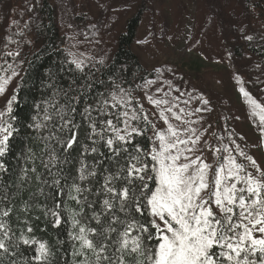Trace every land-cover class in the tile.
I'll return each instance as SVG.
<instances>
[{"label":"snow or ice","instance_id":"obj_1","mask_svg":"<svg viewBox=\"0 0 264 264\" xmlns=\"http://www.w3.org/2000/svg\"><path fill=\"white\" fill-rule=\"evenodd\" d=\"M71 63L84 71L83 60L74 57ZM17 76L12 63L0 64V95ZM156 83L143 79L126 88L113 81L112 90L92 103V85L85 84L76 96L54 93L64 103L34 105L29 127L47 131L38 135L47 159L41 158L44 172H38L35 153L28 150L33 166L21 170V183L14 186L18 193L24 181L34 177L38 183L22 207L3 186L0 264H264V165L232 132L209 133L203 115L211 111L208 99L195 97L201 106L193 109L191 93L188 99L174 95L180 89L170 81L167 90L153 91ZM240 91L253 114L259 110L264 135V105ZM15 103L13 94L0 111V174L9 173L5 158L18 132ZM36 211L40 215L32 216ZM41 217L63 228L67 240L53 245L38 238L33 220ZM22 248L34 254L24 256Z\"/></svg>","mask_w":264,"mask_h":264},{"label":"trees","instance_id":"obj_2","mask_svg":"<svg viewBox=\"0 0 264 264\" xmlns=\"http://www.w3.org/2000/svg\"><path fill=\"white\" fill-rule=\"evenodd\" d=\"M197 1L199 12L206 13L205 33L210 34L209 30L218 27L229 47L234 67L244 76L250 93L264 105V0H235L234 9L227 0ZM144 13L145 9L140 6L126 21L108 63L85 65L84 71L80 72L71 63L67 40L60 33L58 20L76 30L81 38L92 40L103 29L104 19L101 13L98 16L92 14L88 0H0V64L12 63L16 70L22 71L12 93L17 95L13 115L17 117L15 127L18 132L10 140V151L5 158L9 173L0 174V196L5 194L3 186L7 183V195L13 196V204L22 207L23 201L29 200L31 192L36 190L38 182L34 177L31 183L24 181L18 193L14 186L21 183V170L33 166L27 159L29 149L35 153L37 171L44 172L41 158L46 160L47 157L38 135H47V131L38 134L29 127L37 114L35 104L51 99L64 103L63 95L54 97V93L68 91L70 96H76L85 84L92 85L87 99L92 103V97L112 90L113 81L127 88L141 84L143 79L158 78L156 72L148 71L133 49ZM8 52L19 55L7 56ZM138 95L142 99V93L138 92ZM84 102L82 98L77 105L78 111ZM137 139L147 144L146 140ZM39 199L42 202L43 198ZM31 215L40 213L36 211ZM13 224L15 226V220ZM33 224L35 235L50 244L54 245L58 238L67 240L63 228L46 225L43 217L33 220ZM22 251L24 256L34 254L27 248Z\"/></svg>","mask_w":264,"mask_h":264},{"label":"rangeland","instance_id":"obj_3","mask_svg":"<svg viewBox=\"0 0 264 264\" xmlns=\"http://www.w3.org/2000/svg\"><path fill=\"white\" fill-rule=\"evenodd\" d=\"M257 1V0H253ZM94 16L100 13L104 19L103 29L92 39L81 38L76 30L58 20L60 33L66 37V49L71 60H83L85 65L106 64L115 51L118 35L123 31L126 21L141 6L145 9L141 26L133 49L145 64L149 72L163 69L158 74L155 88H168L170 81L180 92L174 95L191 93L190 108L201 106L195 99L203 96L210 101L211 111L203 113L204 125L211 124L209 133L227 135L232 132L237 143L258 163L264 165V135L260 131V112L253 114V109L240 89L245 85L244 76L234 67L229 47L221 36L218 27H213L210 34L205 33L206 13H200L197 0H88ZM228 5L236 6L235 0ZM101 61L103 63H101ZM171 69V71H168ZM19 76L13 78L0 95V109H4L15 90ZM261 105L262 101L254 97ZM143 102V99H141ZM150 106L145 102V108ZM162 127V124H158ZM227 130V131H225ZM243 139H240V138ZM215 143L214 136L207 137ZM209 162L212 154L206 152Z\"/></svg>","mask_w":264,"mask_h":264}]
</instances>
